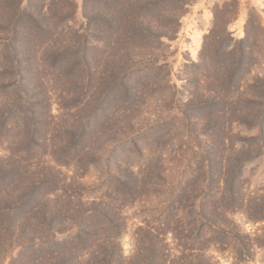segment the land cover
Wrapping results in <instances>:
<instances>
[{
    "label": "rangeland",
    "instance_id": "1",
    "mask_svg": "<svg viewBox=\"0 0 264 264\" xmlns=\"http://www.w3.org/2000/svg\"><path fill=\"white\" fill-rule=\"evenodd\" d=\"M72 1L75 5L67 7L69 19L57 22L45 34L34 36L33 31V37L22 46L28 82L20 77L21 64L14 58L13 45L0 43V109L4 112L0 123L6 120L8 126L6 134L0 135V158H22L26 171L18 189L22 192L28 185L30 189L41 174L55 176L59 172L68 184L74 181L72 177L79 176L76 183L84 186L81 198L85 200L107 191L122 196V188L111 182L119 176L117 165L128 167L129 172L123 171L121 177L129 178L132 169L141 172L140 177L148 183L144 197L126 202L123 207L127 228L120 241L124 254L130 256L135 250L136 227L145 220L152 221L159 210L168 207L173 188L184 183L180 189L185 195L198 199L185 201L183 208H200L201 202L210 200L218 189L215 179L219 170L210 171L209 163L216 164L221 157L224 164L229 159L233 162L235 157L246 162L252 156L253 148L247 142L260 132L259 125L233 123L212 128L217 113L198 106L213 94L210 90L217 79L220 81L223 73H228L225 69L232 59L226 54L234 46L239 51L242 39L250 52L240 75L242 95L250 96L255 80L264 79V0H236L237 8L226 15L228 43L220 44L217 50L214 44L207 48L205 39L214 26L215 8L229 0H187L173 38L162 37L158 41L150 37L138 43V53L131 61L126 60L124 52L105 48V43L89 40L92 46H84L86 38L76 33L89 34L87 11L84 0ZM59 2L0 0V18L9 19L16 11L18 4L10 8L12 3H20L26 15L33 10L40 18L49 11L51 3L54 8L64 0ZM3 34L8 39L13 35L12 31ZM26 50H34L38 57ZM112 53L123 58L121 68L114 70L122 84L107 94L104 64ZM259 83L263 97L264 80ZM248 105L244 100L238 108ZM53 124L59 129L68 125L75 134L71 142L83 150L66 153L61 145L66 144L67 132L57 130ZM225 138L230 140L224 143ZM257 152L262 154L247 162L239 176L241 188L249 198L264 195V149ZM89 162L92 163L87 167ZM69 188L58 195L73 193ZM76 200L68 196L57 201H62L59 206L68 208ZM235 218L246 232L264 236V221H251L240 213ZM66 224L70 226V222ZM7 237L5 230L0 232V264H10L12 250ZM233 257L227 251L218 254V262L237 264ZM240 264H264V247L257 248L247 263Z\"/></svg>",
    "mask_w": 264,
    "mask_h": 264
},
{
    "label": "trees",
    "instance_id": "2",
    "mask_svg": "<svg viewBox=\"0 0 264 264\" xmlns=\"http://www.w3.org/2000/svg\"><path fill=\"white\" fill-rule=\"evenodd\" d=\"M186 1L84 0L89 34L76 35L86 38V47L92 46L89 40L105 43V48L118 50V53L124 52L126 60L131 61V57L133 59L134 54L138 53V43L146 42L150 37L158 41L162 37L173 38ZM19 4L12 3L10 8L16 5L17 8L9 19L0 18V35L5 31H12L13 34L9 39L7 34L1 35L0 43L4 41V44L7 42L10 47L13 45V54L16 55L14 58L21 64L20 77L28 82L29 73L25 70L28 67H23V56L26 54L22 56L25 53L22 46L33 37L30 35L33 31L34 36L45 34L49 27L53 28L57 22L69 19L71 16L67 7L74 6L75 3L72 0H64L62 5L54 8L51 3L49 11L40 18H37L33 10L26 15L25 9L21 10ZM236 8V0H229L223 6L215 8L214 26L205 39L207 48L213 47L214 44L217 50V47L220 49V44L228 43L226 15L234 12ZM49 12H52V15H47ZM244 40H240L239 51L234 46L227 52L226 55L232 59L229 67L225 69L228 73H223L225 76L220 81L217 79V83L213 84L215 87L210 90L213 94L208 95L201 103L203 106L200 104L198 108L215 110L218 116L212 128H225L227 124L231 126L233 123H239L252 127L259 125L261 130L247 142L253 150L252 156L246 162L235 157L233 162L229 159L228 163L224 164L221 157L216 164L209 163L210 171L219 170L218 178L215 179L218 189L210 200L201 202L200 208H183V203L194 196L185 195V191L180 189L184 183L173 188L168 207L159 210L152 217V221L145 220L136 227L135 250L132 255L127 256L120 241L127 228L123 207L126 202L140 201L144 197L148 183L140 177L141 172L132 169L129 178L127 175L121 177L120 173L129 171L127 166L123 168L119 164V176L111 182L122 188V196H113L111 191H107L105 195L85 200L81 198L84 186L76 183L79 176L72 177L74 181L68 184L59 172L55 176L51 173L49 176L41 174L33 181L30 189L28 185L22 192L18 190L26 173L21 164L22 158L14 161L8 156L0 158V232L5 230L8 234L12 250L10 264H219L218 254L227 251L234 255L237 264L247 263L252 259L255 250L264 247V236L246 232L235 218V214H243L255 222L264 221V195L249 198L244 194L239 181L245 164L262 154L257 152V149H264V95L261 97L259 92L263 89L259 82L264 79L255 80L250 96L242 95L240 75L250 54L247 46L243 45ZM206 43L203 50H206ZM34 50L26 51H30L33 57H38ZM238 53V58L234 57ZM122 59L121 55L112 53L104 64L108 81L107 94L118 90L122 84L121 79L114 73V70L121 68ZM30 62L31 59L28 64ZM260 98L262 100H259ZM244 100L249 102V105L238 108ZM1 113L4 114L0 109ZM107 121L108 118L103 121V125ZM5 122L6 120L0 123V135L6 134L8 126ZM53 125L56 128L57 125ZM65 125L60 129L59 125L57 126V130L67 132L66 144L61 147L67 149L66 153L82 151L81 146L77 147L75 142H71L75 134ZM85 134L86 131L82 136ZM227 134L230 135V132ZM229 140L225 138L223 142ZM255 146L257 148H254ZM92 162H89L87 167ZM109 169L112 170L110 167ZM67 188H72L74 192L64 196L58 195L59 191H67ZM68 196L78 200L68 208L59 206L62 201L57 200ZM194 198L196 200L198 196ZM69 202L71 205L73 200ZM79 204L82 207H79ZM66 222H70V226H67Z\"/></svg>",
    "mask_w": 264,
    "mask_h": 264
}]
</instances>
